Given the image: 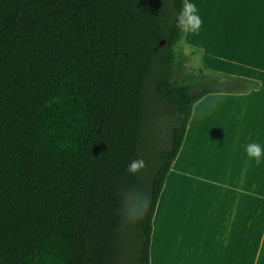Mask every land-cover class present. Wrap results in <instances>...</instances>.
Listing matches in <instances>:
<instances>
[{
    "label": "trees",
    "instance_id": "obj_1",
    "mask_svg": "<svg viewBox=\"0 0 264 264\" xmlns=\"http://www.w3.org/2000/svg\"><path fill=\"white\" fill-rule=\"evenodd\" d=\"M181 6L0 0V264H150L152 217L192 107L230 90L173 71ZM151 105L168 122L145 190L127 168L145 159Z\"/></svg>",
    "mask_w": 264,
    "mask_h": 264
},
{
    "label": "crops",
    "instance_id": "obj_2",
    "mask_svg": "<svg viewBox=\"0 0 264 264\" xmlns=\"http://www.w3.org/2000/svg\"><path fill=\"white\" fill-rule=\"evenodd\" d=\"M197 4L201 28L186 40L202 49V74L247 85L194 103L152 217L149 261L264 264V164L241 148L264 144V0Z\"/></svg>",
    "mask_w": 264,
    "mask_h": 264
},
{
    "label": "rangeland",
    "instance_id": "obj_3",
    "mask_svg": "<svg viewBox=\"0 0 264 264\" xmlns=\"http://www.w3.org/2000/svg\"><path fill=\"white\" fill-rule=\"evenodd\" d=\"M224 2V0H222ZM212 3H218V0H203V5L200 4L202 8H209ZM175 51V65L173 66V71L177 72L180 77L188 76H200L202 71L200 69L201 53L202 49L194 47L192 43L187 42L186 33L183 32V36L180 41L176 42L173 46ZM225 67V66H222ZM233 67V66H232ZM203 69V68H202ZM222 82H226L227 89H237L247 85V83L233 80L224 76H218ZM168 116L165 107L157 108L152 107L148 112V128L146 130V138L144 142L143 159L144 167L140 168L139 177L141 179L142 189H147V178L149 166L155 161V153L157 150L163 146L166 139V128H167ZM141 188L135 193L134 199L141 196ZM132 201L130 207L132 206ZM178 208V206H176Z\"/></svg>",
    "mask_w": 264,
    "mask_h": 264
},
{
    "label": "clouds",
    "instance_id": "obj_4",
    "mask_svg": "<svg viewBox=\"0 0 264 264\" xmlns=\"http://www.w3.org/2000/svg\"><path fill=\"white\" fill-rule=\"evenodd\" d=\"M182 6L176 17V26L185 33H197L202 24L199 14L197 0H181ZM247 158L257 165L264 164V144L259 141L241 144ZM141 159L132 161L127 171L135 174L140 168L144 167Z\"/></svg>",
    "mask_w": 264,
    "mask_h": 264
}]
</instances>
